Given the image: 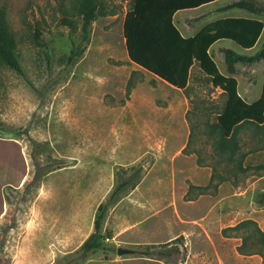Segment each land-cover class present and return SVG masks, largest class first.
Listing matches in <instances>:
<instances>
[{"label": "rangeland", "instance_id": "obj_1", "mask_svg": "<svg viewBox=\"0 0 264 264\" xmlns=\"http://www.w3.org/2000/svg\"><path fill=\"white\" fill-rule=\"evenodd\" d=\"M81 1L0 0L23 69L0 60V264H264L254 228L264 231V125L241 124L238 147L220 151L221 90L197 66L179 90L131 63L127 0H98L81 41ZM230 1L180 10L175 23L185 16L196 32ZM263 40L264 27L256 49ZM219 43L210 53L226 73ZM236 74L239 89L246 81L258 89L264 61L238 64ZM104 203V247L81 257ZM242 220L251 224L224 233ZM153 244L179 251L137 252ZM253 246L262 252H241Z\"/></svg>", "mask_w": 264, "mask_h": 264}, {"label": "trees", "instance_id": "obj_2", "mask_svg": "<svg viewBox=\"0 0 264 264\" xmlns=\"http://www.w3.org/2000/svg\"><path fill=\"white\" fill-rule=\"evenodd\" d=\"M129 8L122 23V36L129 61L139 68L153 74L170 86L185 90L188 86L191 67L195 63L204 73L214 88H218L225 95L222 107L215 115L214 126L218 136L216 147L220 151H234L238 147L235 131L241 124L264 125V83L261 94L253 102H246L238 93L237 79L233 75L236 63L252 64L264 60V42L252 55H243L231 48H223L222 54L228 74L219 70L215 60L209 52L210 46L218 40L226 39L241 48H250L258 40L264 21L258 17L228 16L216 18L204 24L195 34L184 36L173 21L175 12L195 9L216 0H127ZM98 0H82L79 13L81 14V41L88 38L89 26L98 13H101ZM224 9L241 8L254 14H264L262 0H232ZM81 41L75 45L69 54L73 59L81 52ZM0 60L8 67L23 75L22 66L16 54L15 39L8 28L5 11L0 6ZM4 142L0 139V153L3 152ZM127 182H120L111 194L113 198ZM199 193L207 191L200 186ZM205 190V191H204ZM257 202L264 204V192L258 195ZM106 211V203L98 206L94 218V231L83 242L80 256L85 257L90 252L104 247V237L100 233L102 220ZM249 220H242L223 229L229 230L246 228ZM255 231L264 239L261 231L254 223ZM250 235H245L246 240ZM253 244V243H252ZM155 245L146 246L137 252L142 255L161 258L170 256L178 247L161 250ZM252 246V245H251ZM241 245H239V248ZM242 253H261L256 247Z\"/></svg>", "mask_w": 264, "mask_h": 264}, {"label": "crops", "instance_id": "obj_3", "mask_svg": "<svg viewBox=\"0 0 264 264\" xmlns=\"http://www.w3.org/2000/svg\"><path fill=\"white\" fill-rule=\"evenodd\" d=\"M231 2V1H230ZM229 3V2H228ZM209 4H212V3H209ZM209 4H207V5H209ZM227 3H223L222 5L220 4V6L218 7V10H219V12H220V14H222V15H220V16H218L219 18H222V17H228V16H242V17H249V18H253V17H258V18H260L259 17V15H257V14H254V13H252V12H250V11H248V10H245V9H241V8H230V9H224L223 7L226 5ZM201 7V6H200ZM199 8V7H198ZM198 8H195V9H198ZM232 9H237V11H231ZM228 10H230L229 12H228ZM178 12L179 11H177V12H175V14H174V16H173V21H174V23H175V16L178 14ZM186 17L184 16L183 18H181L182 20V23H181V28L179 29V31L181 32V34L182 35H184V36H191V35H193V34H195L196 32H189V30L188 29H190L189 28V25H187L186 23H185V19ZM175 25H176V23H175ZM177 26V25H176ZM178 27V26H177ZM261 35V34H260ZM260 37V36H259ZM258 40H259V38H258ZM257 40V41H258ZM217 42H220L219 44H217L218 45V49H219V51H220V55H222L223 56V54H222V49L223 48H231V49H233L235 52H237V53H239V54H243V55H252V54H254L258 49H256V43L252 46V47H250V48H241L240 46H238L237 44H235L234 42H232V41H230V40H226V39H221V40H218V41H216L215 43H213L211 46H210V48H209V52H210V49L212 48V46H214ZM224 42V43H223ZM226 42H230L231 44H233L234 46H229V45H227V43ZM264 42V40L262 41V43ZM262 45V44H261ZM237 48H239L241 51H239ZM220 57L221 59H223V61H224V57ZM260 61H264V60H260ZM260 61H258V62H260ZM255 63H257V62H255ZM238 64H242V65H244V66H251L252 64H254V63H252V64H243V63H236L235 65H234V68H235V72L233 73V75L236 77L237 76V74H236V67H237V65ZM194 66H197L195 63L192 65V67H191V69L194 67ZM219 70L221 71V72H223L222 70H221V68H219ZM223 73H225V72H223ZM226 74H228L227 72H226ZM237 79V78H236ZM264 83V82H263ZM262 83V84H263ZM188 84H189V82H188ZM239 84H240V82H239V80L237 79V89H239L238 88V86H239ZM262 84L260 85V87L258 88V89H256L255 88V85H254V83L253 82H248V81H246V85L247 86H243L242 88H241V86H240V89L238 90V93H240V96L246 101V102H253V101H255L256 99H258V97L260 96V94H261V88H262ZM173 87V86H172ZM175 88V87H174ZM179 90H182V89H179ZM185 100L187 101L188 100V97H185Z\"/></svg>", "mask_w": 264, "mask_h": 264}, {"label": "water", "instance_id": "obj_4", "mask_svg": "<svg viewBox=\"0 0 264 264\" xmlns=\"http://www.w3.org/2000/svg\"><path fill=\"white\" fill-rule=\"evenodd\" d=\"M116 251H117L118 254H122V253L131 252L132 250L131 249H128V248L118 247Z\"/></svg>", "mask_w": 264, "mask_h": 264}]
</instances>
